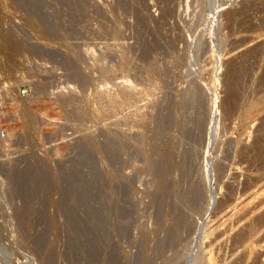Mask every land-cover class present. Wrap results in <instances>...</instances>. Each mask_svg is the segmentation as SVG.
<instances>
[{
  "label": "rangeland",
  "instance_id": "1",
  "mask_svg": "<svg viewBox=\"0 0 264 264\" xmlns=\"http://www.w3.org/2000/svg\"><path fill=\"white\" fill-rule=\"evenodd\" d=\"M0 264H264V0H0Z\"/></svg>",
  "mask_w": 264,
  "mask_h": 264
},
{
  "label": "built area",
  "instance_id": "2",
  "mask_svg": "<svg viewBox=\"0 0 264 264\" xmlns=\"http://www.w3.org/2000/svg\"><path fill=\"white\" fill-rule=\"evenodd\" d=\"M21 93L24 94L25 93V90H22Z\"/></svg>",
  "mask_w": 264,
  "mask_h": 264
},
{
  "label": "bare ground",
  "instance_id": "3",
  "mask_svg": "<svg viewBox=\"0 0 264 264\" xmlns=\"http://www.w3.org/2000/svg\"><path fill=\"white\" fill-rule=\"evenodd\" d=\"M215 115V114H214ZM215 118H216V116H215ZM175 167V166H174ZM235 262V261H234Z\"/></svg>",
  "mask_w": 264,
  "mask_h": 264
}]
</instances>
